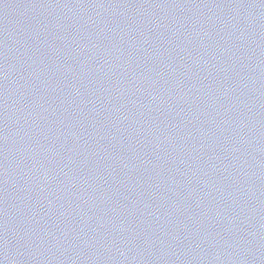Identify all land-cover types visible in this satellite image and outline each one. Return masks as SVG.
I'll use <instances>...</instances> for the list:
<instances>
[{"label":"water","instance_id":"obj_1","mask_svg":"<svg viewBox=\"0 0 264 264\" xmlns=\"http://www.w3.org/2000/svg\"><path fill=\"white\" fill-rule=\"evenodd\" d=\"M0 264H264V195L127 161L0 105Z\"/></svg>","mask_w":264,"mask_h":264}]
</instances>
